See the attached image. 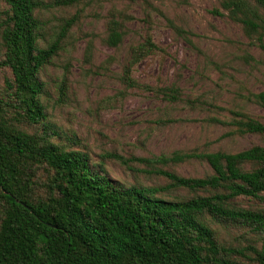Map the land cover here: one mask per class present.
Returning a JSON list of instances; mask_svg holds the SVG:
<instances>
[{
	"label": "trees",
	"instance_id": "trees-1",
	"mask_svg": "<svg viewBox=\"0 0 264 264\" xmlns=\"http://www.w3.org/2000/svg\"><path fill=\"white\" fill-rule=\"evenodd\" d=\"M81 1L3 0L0 70H8L11 78L0 92V264H246L239 258L249 254L254 258L248 264H264V239L261 248L230 247L211 227L213 222L238 223L264 235V211L236 204L238 199L264 202L262 146L151 158L104 154L130 170L133 164L144 165L142 172L168 182L126 187L96 170L84 153L56 141L57 133L46 124L40 75L59 57L75 20H66L58 36L46 42L47 23L41 16L54 6ZM251 1L264 12V0ZM233 5L239 10L241 2L227 7ZM231 12L247 27H257L258 11H250V17ZM125 32L112 18L105 44L118 49ZM154 50L150 39L131 48L122 76L127 87L137 86L132 67ZM65 84L59 88L61 97ZM164 94L170 102L179 97L176 88ZM255 99L264 108V92ZM230 125L236 128L230 135L264 137V124L254 118L240 117ZM193 160L206 162L212 173L189 178L165 169ZM177 190L191 196L164 198Z\"/></svg>",
	"mask_w": 264,
	"mask_h": 264
},
{
	"label": "rangeland",
	"instance_id": "rangeland-1",
	"mask_svg": "<svg viewBox=\"0 0 264 264\" xmlns=\"http://www.w3.org/2000/svg\"><path fill=\"white\" fill-rule=\"evenodd\" d=\"M55 3L56 0H45ZM241 2L239 10L232 5ZM4 7L0 0V11ZM258 11L256 28L247 27L231 11ZM43 13L46 42L58 36L66 20L74 18L59 57L42 71V102L46 124L56 141L90 158L91 165L122 186H165L162 177L148 175L144 165L133 170L104 159L106 153L125 158L171 156L174 152L238 153L264 148L260 135H230V123L240 117L264 124V108L255 95L264 92V12L251 0H82L73 6H54ZM241 18L242 15L238 14ZM124 25L118 49L105 44L109 21ZM150 39L149 56L132 67L134 88L122 81L132 47ZM67 69V71H66ZM8 70H0V92ZM65 84V95L59 88ZM179 91L177 101L165 94ZM166 170L189 178L212 173L203 161L170 163ZM191 196L177 190L164 196ZM244 209L264 211V202L238 199ZM218 240L227 246L261 248L264 235L235 223L213 222ZM249 258H239L248 264Z\"/></svg>",
	"mask_w": 264,
	"mask_h": 264
}]
</instances>
